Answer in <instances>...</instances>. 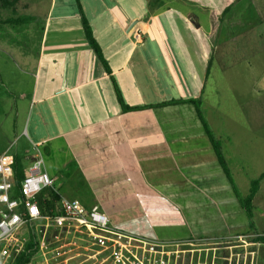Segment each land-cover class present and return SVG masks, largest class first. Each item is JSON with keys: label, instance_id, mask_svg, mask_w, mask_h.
<instances>
[{"label": "rangeland", "instance_id": "1", "mask_svg": "<svg viewBox=\"0 0 264 264\" xmlns=\"http://www.w3.org/2000/svg\"><path fill=\"white\" fill-rule=\"evenodd\" d=\"M10 1L13 5L2 6L0 0V48L10 52L20 46L33 50L35 35L41 31L40 14L48 0ZM157 1L187 17L198 18L197 34L212 43L202 110L221 142L240 193L246 196L251 181L264 172V0ZM13 43H18L17 47ZM166 44L161 39L160 45L171 49L170 43ZM202 51L206 53L203 46ZM1 58L4 59L2 52L0 61ZM167 64L175 68L173 61ZM169 87L166 90H171L170 98L185 94L181 88ZM110 90L116 99L111 86ZM152 91L148 100L160 101L156 87ZM125 93L142 104L138 93L129 89ZM3 97L0 96V152L9 148L28 165L34 154L22 134L28 104L9 92ZM153 114L161 126L168 123L180 134L185 130L187 142H172L167 149L162 142L157 143L158 130L154 135L138 132L126 142L125 137L114 133L113 122L95 123L86 135L80 133L69 144L58 141L44 155L45 169L55 179L60 195L87 205L98 204L111 225L151 238L232 236V247L223 254L231 256L233 264H244L245 259L247 264H253V235H257L256 227L264 229V179L253 200L254 217L250 219L217 159L194 105L154 108ZM108 129L109 134H104ZM184 153L187 155L182 157ZM238 236L250 244L241 246L243 241ZM59 244H66V250H70L64 258L74 256L64 264H79L85 253L95 249L85 236L73 231L60 236ZM258 252L264 264V245Z\"/></svg>", "mask_w": 264, "mask_h": 264}, {"label": "crops", "instance_id": "2", "mask_svg": "<svg viewBox=\"0 0 264 264\" xmlns=\"http://www.w3.org/2000/svg\"><path fill=\"white\" fill-rule=\"evenodd\" d=\"M79 1L111 73L85 36L77 0H48L40 14L41 31L35 35L33 50L20 46L10 52L0 48L4 54L0 61V96L9 92L28 104L22 134L32 151L35 145H41L45 155L58 141L69 144L80 133L86 135L95 123L107 122H113L114 133L125 137L126 142L138 132L154 135L155 130L160 137L157 143L162 142L167 149L172 142H187L185 130L180 134L168 123L161 126L153 114L154 108L170 106L123 111L117 96L112 97L110 86L115 92L114 78L125 102L132 106L172 99L171 90H166L169 86L184 91L180 98H201L210 76L211 69L208 75L207 71L213 48L206 36L197 34L199 19L157 0ZM230 7L225 8V13ZM161 39L165 44L169 42L171 49L163 48ZM17 45L12 44L14 48ZM167 61H173V70ZM154 87L161 100L150 102L148 96ZM125 89L138 93L142 104L128 98ZM109 132L105 130L104 134ZM256 228L257 234H264L263 228ZM252 243L256 246L253 264H261L258 251L264 243Z\"/></svg>", "mask_w": 264, "mask_h": 264}, {"label": "built area", "instance_id": "3", "mask_svg": "<svg viewBox=\"0 0 264 264\" xmlns=\"http://www.w3.org/2000/svg\"><path fill=\"white\" fill-rule=\"evenodd\" d=\"M33 152L20 183L14 155L0 153V264H15L31 232L36 234L38 250L30 264H64L74 256L64 258L70 250L66 244H59V239L71 231L85 236L95 247L79 264H233V258L223 254L232 247V236L151 238L111 225L98 204L88 206L62 195L60 211L44 214L37 196L45 189L60 192L45 169L41 145H35ZM243 236H238L243 241L241 246L247 247L249 242Z\"/></svg>", "mask_w": 264, "mask_h": 264}, {"label": "trees", "instance_id": "4", "mask_svg": "<svg viewBox=\"0 0 264 264\" xmlns=\"http://www.w3.org/2000/svg\"><path fill=\"white\" fill-rule=\"evenodd\" d=\"M77 2H78L80 12H81V19H82L83 29L85 31V36H86L90 46L94 50L96 56L100 60V62L108 70V72L111 73V69L108 65V62L105 59L103 52H102V49H101L100 45L98 44V42L94 36L93 29H92L88 19L86 18L85 14L82 10L80 1L77 0ZM2 4L3 5H5V4L13 5L10 0H3ZM210 65H211V63H209L207 75L209 73ZM112 79H113V85H114V89H115L117 99H118L123 111H140V110H144L146 108L164 107V106L179 105V104H185V103L193 104L195 107V110L197 112V115H198V117H199V119L203 125L204 131L207 134V136L211 142V145L214 149V152L217 156V159H218L223 171L225 172L226 176L228 177V180H229V182L233 188L235 195L237 196L241 205L245 209L248 217L250 219H252L254 217L253 200H254V198H255L258 190H259L260 181L262 179H264V172L257 179H254L251 181V188L249 190V193L246 196H242V194L240 193L239 188H238V186L234 180L233 174H232V172H231V170H230V168H229V166L225 160V157H224V154L222 151L221 142L216 139V137H215V135H214L209 123H208V120L206 119V117L203 113L202 100L200 97L172 98L170 100L162 101L159 103L132 106V105H129L125 102L118 84L116 83L114 78H112ZM14 169H15V173H16L17 182L20 183L26 175V168H25V164L23 162V159L19 156H16V155H15ZM61 198H62V196L59 193L57 194V193L53 192L51 189H45L43 192H41L37 196V200L39 202L41 211L44 214L45 213H52V214L58 213L60 211L59 201ZM252 226H254V222H253ZM253 237H254L253 241L264 243V234H257ZM36 238H37L36 234L34 232H31L30 239H29L28 243L26 244L25 250L17 258L15 264H30L31 263V260L36 255L37 250H38Z\"/></svg>", "mask_w": 264, "mask_h": 264}]
</instances>
